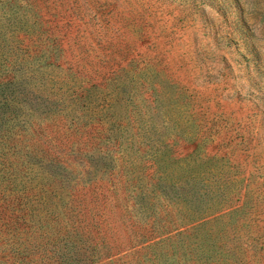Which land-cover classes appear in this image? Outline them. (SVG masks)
<instances>
[{"label":"rangeland","instance_id":"obj_1","mask_svg":"<svg viewBox=\"0 0 264 264\" xmlns=\"http://www.w3.org/2000/svg\"><path fill=\"white\" fill-rule=\"evenodd\" d=\"M48 2L70 16L57 33L66 71L26 79L91 124L68 190L96 201L97 220L113 208L104 194L124 203L125 224L188 226L130 253L132 263L264 264V0ZM76 83L87 109L68 100ZM39 107L36 121L57 109ZM22 179L27 192L18 178L0 193V264H49L43 207L30 200L38 182Z\"/></svg>","mask_w":264,"mask_h":264},{"label":"trees","instance_id":"obj_2","mask_svg":"<svg viewBox=\"0 0 264 264\" xmlns=\"http://www.w3.org/2000/svg\"><path fill=\"white\" fill-rule=\"evenodd\" d=\"M68 15L48 0H0V193H8L4 181L11 188L13 180L18 178L23 185L16 183L18 191L27 192L22 179L26 174L31 182H38L37 187H32L36 191L30 200L34 198L43 207L49 264H160L149 258L135 263L126 258L138 249L153 247L155 240L161 238L155 242L158 244L173 233H186L188 226L177 224L174 218H169V225L158 227L136 222L125 224L124 203L119 198L111 202L104 194L101 201L106 209L110 203L113 208H109L110 214L103 212L97 220L93 215V209L100 208L96 201L79 199L78 189L69 191L72 188L66 185L71 182L68 168L77 172L71 156L77 159L81 149L78 141L83 133L79 132L86 133V147L92 140L89 139L91 124H78L77 116L64 111L63 108L69 107L65 100L49 98L40 88L43 85L27 82V77L45 66L66 71L58 60L63 35L57 33L67 25ZM79 88L82 90L80 85L69 90L68 100L87 109L90 103L84 96L87 92L82 93ZM47 102L57 109L53 113L47 110L50 113L36 121L37 112L42 111L39 106ZM73 110L72 107L70 111ZM89 160L82 165L88 175ZM89 187L93 188L90 182ZM16 197L21 202L23 196ZM6 203H12L11 198ZM167 215L171 213L166 212ZM160 217L166 218L161 214ZM205 219L206 216H201L192 223ZM125 228L131 229L125 231Z\"/></svg>","mask_w":264,"mask_h":264}]
</instances>
